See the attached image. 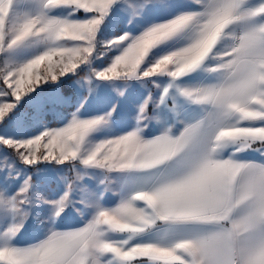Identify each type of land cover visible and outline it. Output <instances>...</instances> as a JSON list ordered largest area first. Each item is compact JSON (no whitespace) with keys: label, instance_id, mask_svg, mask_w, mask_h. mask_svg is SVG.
Wrapping results in <instances>:
<instances>
[{"label":"snow or ice","instance_id":"1","mask_svg":"<svg viewBox=\"0 0 264 264\" xmlns=\"http://www.w3.org/2000/svg\"><path fill=\"white\" fill-rule=\"evenodd\" d=\"M0 162V264H264V0H0Z\"/></svg>","mask_w":264,"mask_h":264},{"label":"rangeland","instance_id":"2","mask_svg":"<svg viewBox=\"0 0 264 264\" xmlns=\"http://www.w3.org/2000/svg\"><path fill=\"white\" fill-rule=\"evenodd\" d=\"M41 68H43V65L41 66ZM85 76H86V73L81 72L80 77H77V79L83 78ZM121 83H123V82H121ZM83 88L85 89V94H87L88 84H87L86 80L83 83ZM63 91L65 92V94H70L72 92V89L65 86ZM121 91H124L127 93V99L121 100V110L123 113L131 112L134 105H138L140 102H143V100H148L149 99L148 93L150 91L153 92V98L157 99V102H158V96L155 93V89H154L153 85H148L146 87H142L137 83L136 86L131 91H129L126 88H122ZM111 98H112L111 94H106V96L103 99L93 100L88 105V107L91 111H98L105 106V103L110 102ZM149 104H151V100H149ZM25 110H29V109H27V106H25ZM62 111L67 113L68 111H70V109H62ZM151 114H152V112L149 110V115H151ZM47 122H49L50 126H53V127L57 126L56 121L51 114L48 115ZM123 126H124L123 122L117 121V123L114 124L112 131L119 132L121 130V128H123ZM106 134H111L108 129H104V130L96 133L95 135L97 136V138H100ZM0 166H2V162H0ZM96 183H98V181H96ZM81 187L87 188V187H89V185L87 183H85L84 181H81ZM80 195H81V193L79 191H77L74 194V198H79ZM77 226H79V225H77ZM37 235H38V233L33 232L30 235L26 236L25 239L28 242H33Z\"/></svg>","mask_w":264,"mask_h":264}]
</instances>
